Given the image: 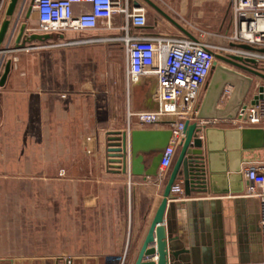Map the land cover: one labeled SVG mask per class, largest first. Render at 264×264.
Returning <instances> with one entry per match:
<instances>
[{
	"label": "crops",
	"instance_id": "1",
	"mask_svg": "<svg viewBox=\"0 0 264 264\" xmlns=\"http://www.w3.org/2000/svg\"><path fill=\"white\" fill-rule=\"evenodd\" d=\"M33 1L20 0L15 18L23 2L26 5L18 28L21 23L27 29L37 25L35 10L28 14ZM9 3L0 0V28ZM202 18L193 17L186 24L174 19L192 35L193 26L221 33L233 27L229 13L215 24ZM162 27L156 22L146 31L162 34ZM10 33L0 50L9 45ZM17 33L11 49L16 48ZM62 39L32 41L26 46L37 49L28 52L14 49L1 68L2 76L6 61H12L7 81L0 86V264H52L59 258L135 264L176 159L161 181L158 174L117 172L107 149L118 132L140 130L136 120L129 128L125 112L128 106L134 111L153 109L155 83L128 87L124 71L123 115L115 87L107 84L101 89L100 76L94 73V53L103 44L39 49ZM153 129L169 127L162 123ZM176 184L182 193L169 201L164 220L168 237L180 252L174 264H262L259 203L245 196L244 177L227 193L208 187L205 193L186 196L183 182ZM21 194L28 196L26 205ZM37 195H42V203H36Z\"/></svg>",
	"mask_w": 264,
	"mask_h": 264
},
{
	"label": "built area",
	"instance_id": "2",
	"mask_svg": "<svg viewBox=\"0 0 264 264\" xmlns=\"http://www.w3.org/2000/svg\"><path fill=\"white\" fill-rule=\"evenodd\" d=\"M134 3V0H34L38 23L26 29V34L63 36L60 41L39 46L42 50L90 44L122 45L127 86L142 81L155 83L151 97L153 109L134 111L128 106L129 128L136 120L140 129L167 123L172 131L158 170L161 181L167 177L184 140L186 121L197 123L203 131L220 125L264 129V99H255L261 95L264 79L215 56L239 58L264 74V53L256 50L264 49V0L231 1L233 31L225 37L223 45L208 43L203 39L205 33L194 26L199 33L193 35L194 39L183 34H150L146 31V7L142 4L136 7ZM102 31L111 34L93 35ZM115 32L122 36L115 37ZM35 49L25 46L21 50ZM250 60L255 64L249 63ZM212 111L217 114H210ZM241 173L247 182L245 196L259 203L264 264V161L245 164ZM180 193L182 188L175 184L173 196Z\"/></svg>",
	"mask_w": 264,
	"mask_h": 264
},
{
	"label": "water",
	"instance_id": "3",
	"mask_svg": "<svg viewBox=\"0 0 264 264\" xmlns=\"http://www.w3.org/2000/svg\"><path fill=\"white\" fill-rule=\"evenodd\" d=\"M157 13L164 17L169 23L175 26L187 37L194 39L179 22L166 13L152 0H143ZM20 0H10L6 11V19L0 28V45H2L10 33V43L6 49L0 50L2 59L0 69L7 53L14 49L24 48L32 41H47L53 39V35L26 34L27 25L21 22L22 13L26 2H23L21 11L15 18L16 10ZM141 2L136 1V7L141 6ZM33 10V5L29 9V15ZM14 27L11 29V24ZM16 48L11 49L10 44L15 36ZM63 38V36H60ZM247 50H255L247 45H239ZM264 53V49H256ZM216 59L226 62L232 66L249 72L264 79V74L243 64L239 58L228 59L216 54ZM255 64L254 60L248 61ZM12 61H6L0 86H4L12 70ZM261 95L255 99H264V86L260 88ZM202 128L197 123L185 122L184 140L180 145V151L176 158L174 167L168 177L163 191L162 202L156 212L149 232L141 247L135 264H174L180 252L172 239H169L167 229L164 225L165 215L169 201L173 198L172 189L177 181L181 180L186 196L193 193L201 194L208 191H220L227 193L235 190L234 182H243L242 167L248 163L264 161V129L244 128V129H217L208 128L205 131V138L202 136ZM116 137H111L108 146L110 164L115 166L117 172L127 173L130 171L133 176L156 177L158 174L162 153L168 146L172 137V131L140 129L129 132H118ZM130 164V168H129ZM219 185V186H218ZM217 186L220 189H217ZM90 259L74 258L70 263L63 259H54L52 264H85ZM33 263V261H32Z\"/></svg>",
	"mask_w": 264,
	"mask_h": 264
},
{
	"label": "rangeland",
	"instance_id": "4",
	"mask_svg": "<svg viewBox=\"0 0 264 264\" xmlns=\"http://www.w3.org/2000/svg\"><path fill=\"white\" fill-rule=\"evenodd\" d=\"M134 1L142 2V5L146 7L149 26H154L156 22H160L163 25L162 27L163 33L173 34V35H176L178 33L177 29L171 23H169L167 20L161 17V15H159L152 7L147 5L143 0H134ZM152 1L155 2L159 7H161L170 16H172L176 20L182 21L183 23H185L186 21L190 20L193 17H198L202 15V17H205V20L204 18H202L203 21H208L209 24L211 22L215 24L220 19L222 20L223 17H225V14L229 13V15L231 16L230 9H231L232 0L231 1L227 0V2L225 1L222 2L221 0H152ZM205 28H206L205 26H202V28L199 27V29L205 33L203 39L208 43L214 45L226 44L225 37L230 33H232L233 31V27L232 28L230 27V29L227 32H222V33L220 32V30L209 31L207 29L205 30ZM194 32L199 36V33L197 31ZM109 33L111 34V32L108 33L106 32L105 34L107 35ZM88 35H89L88 37H93V35L100 36L102 34H93V35L88 34ZM113 35H115V37H120V35L122 36V33L115 32V34ZM94 59L95 60H93L94 61L93 69H94V73H98L100 76L99 78L100 88L102 89L106 87L107 84H110L112 85V87L113 86L115 87L117 108L118 109L121 108V111L123 109L122 114L124 115L125 96H124V87H123L124 82L122 81V78L124 75V71L126 69V63H125L126 56L122 45L118 43H112V44L107 43L101 46H97L94 53ZM125 113L127 115V110ZM117 114L118 115L120 114L119 111ZM41 197L42 195H37L36 203L43 202ZM20 200L24 205H26L28 201V196L26 194H21ZM54 201H56L55 194H53L52 202Z\"/></svg>",
	"mask_w": 264,
	"mask_h": 264
}]
</instances>
